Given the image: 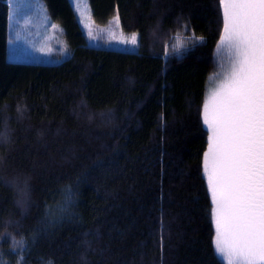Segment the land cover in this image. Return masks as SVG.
Wrapping results in <instances>:
<instances>
[{"label":"trees","instance_id":"trees-1","mask_svg":"<svg viewBox=\"0 0 264 264\" xmlns=\"http://www.w3.org/2000/svg\"><path fill=\"white\" fill-rule=\"evenodd\" d=\"M0 0V264H223L203 124L223 73L219 0H89L139 49L87 45L70 0H44L70 56L12 62ZM177 35L203 41L180 54ZM166 57V58H165Z\"/></svg>","mask_w":264,"mask_h":264},{"label":"snow or ice","instance_id":"snow-or-ice-1","mask_svg":"<svg viewBox=\"0 0 264 264\" xmlns=\"http://www.w3.org/2000/svg\"><path fill=\"white\" fill-rule=\"evenodd\" d=\"M219 5L218 48L230 53V65L202 113L214 248L226 264H264V0H219ZM115 23L119 26L118 16ZM88 35L96 39L91 30ZM120 43L137 47L138 34Z\"/></svg>","mask_w":264,"mask_h":264},{"label":"rangeland","instance_id":"rangeland-1","mask_svg":"<svg viewBox=\"0 0 264 264\" xmlns=\"http://www.w3.org/2000/svg\"><path fill=\"white\" fill-rule=\"evenodd\" d=\"M10 2L8 48L10 61L51 64L68 59L70 53L63 36V28L52 19L42 0H10ZM71 3L76 10L83 31L87 35L88 46L123 52H136L138 50V46L120 43L126 38L130 39L133 33L125 32L121 27L120 20L119 26H117L115 23L117 16L111 19L109 24L101 26L93 20L89 0H71ZM26 21L30 22L26 23ZM89 30L96 39L88 35ZM17 34H19V38ZM192 37L195 36L178 35L170 44V49L180 54L203 41L192 39ZM219 54L223 58V73L214 89L220 86L230 65V53L220 48ZM208 103L211 107V98ZM224 262L226 263V261Z\"/></svg>","mask_w":264,"mask_h":264},{"label":"bare ground","instance_id":"bare-ground-1","mask_svg":"<svg viewBox=\"0 0 264 264\" xmlns=\"http://www.w3.org/2000/svg\"><path fill=\"white\" fill-rule=\"evenodd\" d=\"M71 1V0H70ZM6 4H7V6H8V20L10 19L9 18V16H10V7H11V2H10V0H5L4 1ZM42 2L44 3V5L47 7V10H48V13H49V15L51 16V14H50V11H49V7H48V5L46 4V2L44 1V0H42ZM72 4V3H71ZM73 9H74V12H75V15H76V17H77V19H78V16H77V13H76V10H75V8L73 7ZM116 16H118V15H115V16H113L112 17V19L114 18V17H116ZM52 17V16H51ZM92 17H93V15H92ZM119 17V16H118ZM53 19V18H52ZM93 20H94V18H93ZM111 20V19H110ZM120 20V19H119ZM78 21H79V19H78ZM94 22L96 23V24H98L95 20H94ZM110 22V21H109ZM109 22L108 23H106V24H98V25H101V26H105V25H107V24H109ZM79 24H80V21H79ZM120 24H121V21H120ZM80 26H81V24H80ZM121 27H122V25H121ZM81 28H82V26H81ZM83 29V28H82ZM123 29V28H122ZM126 32V31H125ZM128 33V32H127ZM132 33V32H131ZM134 33H137V32H134ZM178 36V35H177ZM177 36H175V37H177ZM197 38H199V37H197ZM9 39H10V32H9V27H8V44H7V47L9 48ZM203 40V39H202ZM139 44H140V38H139ZM139 45H138V49H139ZM68 48H69V46H68ZM113 51H116V50H113ZM138 51V50H137ZM136 51V52H137ZM118 52H123V51H118ZM69 53H70V48H69ZM129 53H135V52H129ZM70 56V55H69ZM7 58H8V51H7ZM166 58V57H165ZM9 60V59H8ZM10 61V60H9ZM12 62H14V61H12ZM61 63H63V61H58L57 63H51V64H47V65H58V64H61ZM34 64H46V63H34ZM222 66H223V63H222ZM223 72V71H222ZM214 238H215V227H214V237H213V244H212V247H213V251H215V248H214ZM215 254H216V256H217V258L223 263V264H226L220 257H219V255L216 253V251H215Z\"/></svg>","mask_w":264,"mask_h":264},{"label":"crops","instance_id":"crops-1","mask_svg":"<svg viewBox=\"0 0 264 264\" xmlns=\"http://www.w3.org/2000/svg\"><path fill=\"white\" fill-rule=\"evenodd\" d=\"M8 27H9V20H8Z\"/></svg>","mask_w":264,"mask_h":264}]
</instances>
